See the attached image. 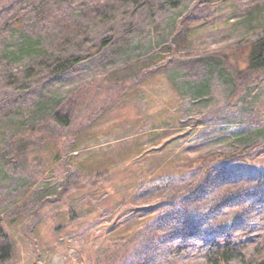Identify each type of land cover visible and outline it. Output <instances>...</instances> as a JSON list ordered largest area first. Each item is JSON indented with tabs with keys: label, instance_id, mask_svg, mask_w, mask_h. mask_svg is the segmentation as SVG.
<instances>
[{
	"label": "rangeland",
	"instance_id": "obj_1",
	"mask_svg": "<svg viewBox=\"0 0 264 264\" xmlns=\"http://www.w3.org/2000/svg\"><path fill=\"white\" fill-rule=\"evenodd\" d=\"M260 39L264 0H0L6 264H208L219 226L264 259ZM203 162L220 184L193 195ZM234 178L252 209L220 208ZM190 195L202 228L181 238L164 215Z\"/></svg>",
	"mask_w": 264,
	"mask_h": 264
},
{
	"label": "trees",
	"instance_id": "obj_2",
	"mask_svg": "<svg viewBox=\"0 0 264 264\" xmlns=\"http://www.w3.org/2000/svg\"><path fill=\"white\" fill-rule=\"evenodd\" d=\"M76 60L71 59L68 60L67 62H64L63 64L57 66L54 70H53V74L55 76H59L69 70H71V68L73 67L74 63ZM248 68L250 70H256V71H260V70H264V39H260L257 42H255L252 46L251 52L249 54V66ZM54 119L63 127L68 126L70 124V117L69 116H62L61 113H58L54 116ZM209 165L205 162L200 163V170H201V176L204 178L203 180V185H201V187H198L196 190L192 191V194L194 195V193H196L198 190H201L200 188L203 189V191H206L205 194H209V188L207 189V187L205 186H209V185H213V186H218L220 184V180H214L211 182L208 181V179L205 178V172L208 170ZM220 178V177H219ZM235 179V178H234ZM226 184V185H231L228 188V192L229 194L223 198L224 202L219 203L220 208H224V204H226V202L228 201H235V203H237L235 206L237 208L240 209H245V210H249L252 209V206H254V204L256 202H249V204L245 206L241 205L242 200L244 199V195L245 194H241L238 187L241 186V181H237V179L231 181L228 179H224V183L221 184L222 186ZM260 184V183H259ZM216 186V187H217ZM264 189L261 187L259 188L258 186L256 187V190L254 192L249 193L248 195L249 197L251 195L254 196H258L260 198H262V192ZM208 191V192H207ZM242 191H247V190H242ZM117 189L115 188L112 192V194H116ZM253 193V194H252ZM203 195L201 198V201H203V199H207V195ZM117 195V194H116ZM192 195L186 197V198H182V202H181V206L174 209L173 207L171 208V210H169L165 215H164V220L166 222H169L172 218H174L177 223L179 222L178 225V230L177 233L179 234V236L182 237H187L190 234H192L193 232H198L199 229L198 227L202 228V226L198 223V222H194V219L192 216H194V214L192 213V211H189V204L192 203ZM206 197V198H204ZM189 203V204H188ZM254 208V207H253ZM244 210H242L243 212ZM247 212V214L245 215L247 217V219L244 220V222H247L249 224V222H252L251 220H248L249 215H251L249 213V211H245ZM253 213V212H251ZM241 217V215H240ZM77 219L76 217V213L74 211L71 212L70 214V218L69 221L70 222H74ZM159 221V220H158ZM160 223L162 222V220L160 219L159 221ZM237 225V223H236ZM226 228V227H224ZM224 228H222V226H219L216 230L218 229H223V235L225 240L223 239L222 242H220L219 240H212L210 242V249H211V253L206 255V259L208 264H229L231 262L234 261H238L241 264H264V259L262 260H254L252 261L251 259H248L246 257V255L242 252L241 248L238 247V244L234 241L233 238V234L224 231ZM210 228L207 227L205 230L210 232V234L215 233L213 230H209ZM232 234V235H231ZM214 235V234H212ZM192 237V236H191ZM3 239V243L5 244H1L0 246V264H6L11 260V246L8 243L7 239L8 236L5 233L4 229L2 228V225L0 223V240ZM199 241V240H196ZM210 240H207V242Z\"/></svg>",
	"mask_w": 264,
	"mask_h": 264
}]
</instances>
